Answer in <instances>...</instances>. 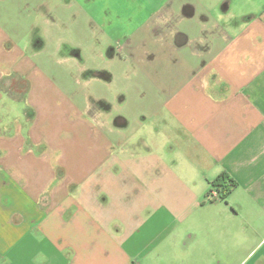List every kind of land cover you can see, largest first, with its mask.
Returning a JSON list of instances; mask_svg holds the SVG:
<instances>
[{"label":"crops","instance_id":"crops-1","mask_svg":"<svg viewBox=\"0 0 264 264\" xmlns=\"http://www.w3.org/2000/svg\"><path fill=\"white\" fill-rule=\"evenodd\" d=\"M143 1L104 13L109 58L145 65L133 106L78 102L43 9L0 10V264H264V0Z\"/></svg>","mask_w":264,"mask_h":264},{"label":"rangeland","instance_id":"rangeland-1","mask_svg":"<svg viewBox=\"0 0 264 264\" xmlns=\"http://www.w3.org/2000/svg\"><path fill=\"white\" fill-rule=\"evenodd\" d=\"M79 1L82 6L84 5L83 7L86 12L93 11L95 7L97 10V12H95L96 16L103 19L105 22L106 30L104 27L101 28L105 33L98 31V35V33L93 32L91 29L92 22L90 18L89 20L86 17L83 19L82 11L77 4V0H3V2H0V10L4 8L5 11L9 10V12L14 13L15 10H17L18 4H22L24 8L17 10L16 14L18 12L23 14V10L26 8L27 11L33 8L43 9L42 12L41 10L38 12L40 16L38 26L40 27L38 28L37 26L36 28L42 29L39 36L43 39L45 37L48 41L46 43V48L48 50L46 57L51 77H53L56 82H58L57 79L60 78L65 84L71 85L75 91L70 94L73 95L75 97L74 99L78 102H82V100L86 98L88 102H107L108 104L109 101L111 105H122L121 103L124 104L123 106L136 105L137 93L139 90L138 78L141 76L140 70L144 71L145 68V65H140L138 63L139 59H141V57L138 56V49L133 52V58L130 59L127 64H121V62L113 61L109 58L108 52L110 48L105 45L107 43L105 41L108 37L107 35L112 36L116 33L113 31V27L108 24L111 16L104 14L110 10L109 6L113 0ZM114 1L116 2V0ZM60 2L64 4L60 6ZM137 2H139L140 6H145L143 0H136V3ZM105 8L106 10L103 11ZM47 15L48 19H50V28L44 26V20ZM7 21L8 23L10 22L9 20ZM92 32L95 35L97 34L94 36V39ZM144 36L145 34L143 33V37ZM61 45L62 47H60ZM141 52L144 53V50H141ZM124 53L126 55L128 52ZM67 57L71 58L65 59ZM149 69H152V71L155 70L153 66L152 68L149 67ZM107 72L116 74L115 78H113L111 82H107V84L102 80L91 79L90 77L93 73L107 74ZM59 73L61 75H59ZM20 77L21 74H18L15 78L14 83L17 82L16 87ZM19 87L20 88L12 93L13 96L18 98L12 107L13 113L16 114H19L21 112L20 110H25L27 107L25 100L27 93L24 92L25 89H27V85L24 83L20 86L19 84ZM0 88L2 91L6 89L9 91L14 90L8 81H3L0 84ZM11 106L12 105L8 106L10 111ZM1 108L3 109L4 106H1ZM164 263L191 264V260L188 256L186 257L185 254H183L182 257L179 255L175 259L171 258L164 260ZM196 264H205V261L200 260L197 261Z\"/></svg>","mask_w":264,"mask_h":264},{"label":"trees","instance_id":"trees-1","mask_svg":"<svg viewBox=\"0 0 264 264\" xmlns=\"http://www.w3.org/2000/svg\"><path fill=\"white\" fill-rule=\"evenodd\" d=\"M213 184L219 189V192H221L223 196H226L233 190L234 186H236V183L230 179L228 173L226 172L213 181Z\"/></svg>","mask_w":264,"mask_h":264}]
</instances>
